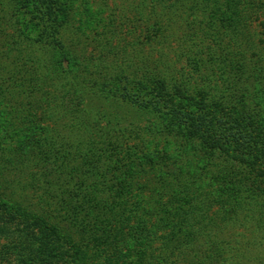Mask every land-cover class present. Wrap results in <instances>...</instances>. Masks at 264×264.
<instances>
[{
	"label": "rangeland",
	"instance_id": "374dc122",
	"mask_svg": "<svg viewBox=\"0 0 264 264\" xmlns=\"http://www.w3.org/2000/svg\"><path fill=\"white\" fill-rule=\"evenodd\" d=\"M154 1L157 6H161L169 0ZM170 1L172 7L180 5L183 7L182 3H178L180 0ZM252 1L241 5L236 2L237 13L241 9L239 29L222 33L224 37L226 35V38H229V47L236 55L234 62L241 60L240 65H243L244 71L234 70L231 78L237 92L248 93L246 97L248 103L251 100V92L254 93L253 78L250 77L249 81L246 78L249 67L253 61L264 68V35L263 27L260 26L264 19V0H261L262 6L255 1L251 6ZM39 2L40 0H0V162L7 157L12 158L9 163L11 167L5 165L4 170H0V215H4L2 220L6 222V232L0 234V264H30L29 259L35 258L34 254L30 255L31 251L43 253L39 250L37 241L34 242L32 239L29 244L28 233L31 228L33 227L38 234L46 233L43 221H50L56 225L58 233H64L63 221L70 218L69 210L60 209V206L65 207L67 200L60 193L64 191L66 183H69L67 187L76 189L75 183L78 179L71 181L60 174L61 170L56 167L53 160L54 146L41 145L42 151L39 147L36 149L38 141L43 143L44 140L59 144L61 139H65L82 147L84 143L95 139L99 144H105L103 147L106 146V149L110 147L119 149L118 155L125 149H135L129 152L135 151L141 156L163 154L168 161L165 165L171 168L174 163L173 166L179 174L200 173L202 177L204 176V182L200 183L202 186L189 191L191 194L186 198L190 200L184 206L186 211L172 217L169 223L173 227L169 231L173 234V239L185 236L184 244L181 242L175 249H180L182 255H185L187 250L188 254L191 252L187 248L190 244L198 245L193 252L205 249L210 251L219 246L217 243L221 246L225 237L218 233L217 228L209 231L214 219H211L212 222L208 220L209 209L213 207L212 211L216 213L220 206L213 205L214 202H208L204 198L208 195L215 200L218 192H225L224 183L233 185L251 176L255 179L254 172L246 169L249 168L246 166L249 163L247 158L250 157L249 154L243 156L233 153L232 140L213 149L209 147L208 139L203 135H196L193 132L189 137L192 129L186 130L183 127L184 120L180 118L181 116L170 111V117L158 105L149 104L150 96L145 103L137 102L140 101V97L133 95L126 98L128 101L121 100L124 85L128 84L127 87L130 86L128 90L133 89V94H136V89L141 94L144 79H148L151 85L158 77L165 78L167 83L170 79H175L177 84L188 88L189 93L203 87L202 82L189 80L194 77L190 76L188 60L180 58L176 63L166 61L167 65L165 61H161L162 58L157 52L160 45L157 42L159 37L156 36L155 24L152 21L156 17L150 15L146 9L144 14L149 19L145 21L140 0H72L69 8L64 6L63 0H48L46 6V0H43L44 8L40 13L35 8ZM228 2L229 0H211L208 4V7L220 4L218 19L215 20L217 23L223 19L225 12L230 11ZM42 12L44 14L40 16ZM161 13L158 9V14ZM201 16L195 15L199 19L194 24L185 13L183 24L180 20L172 23L167 22L165 17H157L156 26L159 27L162 21L171 24L163 33L169 36L171 47L176 49L177 42L183 39L182 32L187 21L191 28L200 33L202 28L203 35L211 32L207 22L202 23ZM112 30L115 33H111ZM55 39L62 44V49L56 46ZM60 54L66 55V58L60 57ZM27 55L32 61L26 60ZM147 56L149 58H146ZM169 57L172 61L175 60L174 55L170 54ZM43 58L44 62L41 61ZM23 61H26L27 65H24ZM18 67L35 70L32 75H23L26 85L34 87L32 100L24 91H14L11 94L5 91L11 89L6 78L13 77L10 73L19 70ZM174 67L175 71L172 70ZM227 67L230 69V66ZM64 70L72 71L66 73ZM43 71L44 81L41 82L36 75ZM151 73L154 77H150ZM50 75L54 80L49 78ZM59 89L65 94H60ZM166 90L167 92L159 94L165 95L168 99L174 98L175 101H179L181 97L180 103L188 102V106H196L195 100H188L182 94L183 91L171 88ZM61 95H64L68 102L66 107H56L50 115V111L41 105V99H45L42 102H47L53 97L63 98ZM257 96L264 103V90ZM77 117L82 125L78 132L72 126ZM162 127L169 128L166 133L173 136L174 141L168 142L167 139L158 138L163 139V136L157 134ZM108 129L114 130L115 133L107 132ZM188 139L190 143L186 142ZM106 142H110L111 145H107ZM59 150L60 153H69L68 149ZM25 153L46 156L49 163L46 161L39 166L33 162L30 164L29 160L22 161ZM234 155L239 161L230 158ZM202 158L208 160L204 161ZM42 175H45L44 178ZM47 176H50V179H47ZM54 177L61 185L50 183L47 186ZM144 182L147 187L154 186L149 184L148 180ZM159 185L157 181L155 187ZM49 191H52L53 197L47 196L51 194H47ZM146 196H150L149 192H146ZM193 196H196L195 200ZM256 213L259 214V211ZM156 219L158 218L152 221L157 222ZM22 227L24 228L20 230ZM191 228L196 233L194 237L187 234ZM16 229H19L18 233ZM169 231L157 230V236L160 239ZM169 249L167 247L163 252L168 255ZM151 250L157 251L153 247ZM120 251L121 257L111 258L109 264H131L136 261L133 256L127 261L124 249ZM253 252L254 256H257L258 249H254ZM20 254L24 255L23 259L17 258Z\"/></svg>",
	"mask_w": 264,
	"mask_h": 264
},
{
	"label": "trees",
	"instance_id": "16d2710c",
	"mask_svg": "<svg viewBox=\"0 0 264 264\" xmlns=\"http://www.w3.org/2000/svg\"><path fill=\"white\" fill-rule=\"evenodd\" d=\"M42 1L40 0L39 5L35 6L39 13L44 8ZM63 1L64 6L69 8L72 0ZM248 1L252 0H229L227 6L230 11L225 12L223 19L217 23L215 20L218 19L220 4L208 7L211 0L178 1L183 4V7L182 5L172 7V2L169 0L164 5H158L163 9L159 8L154 0H140L142 14H144V10L148 9L150 15H154L156 18L165 17L167 22L175 23L176 20H180L183 24V14L185 13L190 16L191 23L194 24L199 19L195 15H202V23L207 22L211 32L203 35L202 28L200 33L191 28L187 21L184 26L185 30L182 32L183 39L177 42L176 49L171 47L169 36L163 33L164 30L169 29L171 24L162 21L163 24L160 23L157 27L156 18L152 21L155 24L156 36L159 37L157 42L160 45L157 52L162 58L161 61L176 63L180 61V58L188 60L190 76L194 77L189 80L202 82L203 87L201 90L194 89L193 93H189L188 88L177 84L175 79H170L167 83L165 78L158 77L153 85L148 83V79H144L142 89H140L142 90L141 94L138 89L135 90L136 94H133V89L128 90L130 87H127L128 84L124 85L121 90V100H127L126 98L133 95L140 97V101L137 102L145 103L150 96L149 104L158 105L167 112L168 116L172 111L174 115L181 116L180 118L184 120V122L182 121L183 127L186 130L192 129L189 137L193 132L196 135H203L208 139L211 148L221 147L222 144L232 140L234 143L233 153L243 156L249 154L250 157H247L249 163L246 165L249 168L246 169L254 172L255 179L252 176L246 177L244 181L236 183L237 185H232V183L225 185L224 183L228 189L225 188V192H218L215 195V200L208 195H205L204 198L208 202H214L213 205L220 206L216 213L212 211L213 207L209 209L208 220L210 222L212 218L214 219L209 231L217 228L218 233L225 237L221 242L223 247L217 243L219 246L210 251L205 249L193 252L195 248H198V245L190 244L187 248L191 252L188 254L187 250L185 255H182L180 249H175L181 242L184 244L185 236L173 239V234L169 231L173 227L169 223L172 217L186 211L184 206L190 200L186 198L191 194L189 191L202 186L200 183L204 182V176L202 177L200 173L195 175L179 174V171H176L173 166L174 163L171 168L166 166L168 161L163 154L141 156L135 151L129 152L135 149H125L118 155L119 149L113 147L106 149V146L103 147L105 144H99L95 139L84 143L82 147H78V143H71L65 139H61L60 145L54 141L44 140L43 143L38 141L36 149L39 147V150L42 151L41 145L54 146L53 160H55L56 167L61 170L60 174L71 181L78 180L76 183L74 182L76 189L67 187L69 183H66L64 191L60 193L67 199L65 207L60 206V209L62 211L69 210L70 213V218L63 221L64 233H58L56 225L50 221H43L46 233L38 234L33 227L28 233L29 244L32 239L34 242L37 241L36 244L40 246L39 250L43 252L38 254L37 250L31 251L30 255L34 254L35 258L29 259L30 264H109L111 258L121 257L119 254L121 249H124V257L127 261L132 256L136 258V261L131 264H264V231H262L264 229V103L257 98V95L264 90L261 89L264 88V68L258 66V62L254 63L253 61L249 67L246 78L248 81L250 77L253 78L254 95L251 92V100L248 103L246 99L248 93L237 92L231 78V73L234 70H241L243 65H240L242 64L241 60L234 62L236 55L229 47V38L227 39V36L224 37L222 34L239 29L241 9L238 11V15L235 5L236 2L241 5ZM254 1L259 2V6L263 5L261 0H253L251 6ZM47 3L48 0H46L45 6ZM158 9L162 12L161 14H158ZM43 14L44 12L40 16ZM144 19L146 21L149 18L144 14ZM185 19L187 20V17ZM260 26L264 29V19ZM263 29L262 35H264ZM110 32L115 33L113 30ZM56 46L62 49V44L59 41ZM59 52L61 53V51ZM236 53L239 54L238 51ZM170 54L174 55V61L169 57ZM60 57L66 58V55L60 54ZM26 60L32 61L28 55ZM44 60L43 58L41 61L44 62ZM23 62L24 65H27L26 61ZM227 66H230V69ZM175 69L174 67L172 70L175 71ZM64 71L68 73L72 70ZM242 71L244 70L242 69ZM33 72L35 70L30 71L26 67V69L22 68L10 73L13 74V77L10 79L7 77L6 81L11 89L5 91L9 94L14 91H24L26 96H30L29 98L32 100L31 94H33L34 87L26 85L23 78L25 74L32 75ZM44 73L45 71L36 75L41 82L44 81ZM150 77H154V75L151 73ZM49 78L54 80L52 75ZM183 81L186 82V80ZM165 88L183 91L184 93H180L188 100H195L196 106H188V102L180 103L181 97L179 101H175L174 98L168 99L165 95L159 94L167 92ZM59 93L65 94L61 89H59ZM61 96L63 98L56 97L54 99L53 97L47 102H42L45 99L40 100L41 105L43 104L44 108L50 111V115L56 107H66L68 102L64 99V95ZM55 101L57 103H54ZM73 116L72 112V119ZM75 122L72 126L78 132L82 129L81 121L77 117ZM168 130L169 128L162 127L157 134L163 136V139L162 137L158 138L160 140L167 139L168 142L174 141L173 136L166 133ZM107 132L115 133L111 129H108ZM196 135L192 136L196 137ZM189 139L186 142L190 143ZM106 143L111 145L110 142ZM60 148L61 151L68 149L69 153H60ZM190 149L189 146L188 150ZM27 154L25 153V157L21 158L22 161L29 160L30 164L33 162L39 166L47 161L46 156L37 153ZM34 156L35 158H31ZM230 158H235V155ZM11 159V157L3 159L0 162V170H4L5 165L11 167L9 166ZM202 159L208 160L207 158ZM235 160L239 161V158H235ZM157 168L159 169L157 170ZM44 176L42 175L43 178ZM47 179H50V176H47ZM147 180L154 186L147 187L144 182ZM157 181L160 185L155 187ZM50 183L61 185L56 177L47 186ZM230 188L232 189L230 190ZM146 192H149L150 196H146ZM49 193L51 194L47 196L53 197L52 191L47 192V194ZM53 193L58 194L57 192ZM195 198L196 196H193V200ZM256 211H259V214ZM156 217L158 219L155 221L158 223L152 221ZM3 218L4 215H0L1 235L6 232V222L2 220ZM157 230L169 232L164 233L159 239ZM18 231L19 229H16L17 233ZM187 234L193 237L196 235L192 228ZM192 241L191 238L190 242L192 243ZM151 247L157 251L153 252ZM167 247L170 248L168 255L163 252ZM36 249L38 248L36 247ZM254 249H258L257 256H254ZM173 257L174 259H172ZM17 258L23 259L24 255L20 254Z\"/></svg>",
	"mask_w": 264,
	"mask_h": 264
}]
</instances>
